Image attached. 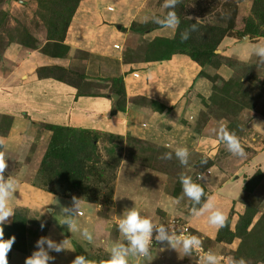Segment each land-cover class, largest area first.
Returning a JSON list of instances; mask_svg holds the SVG:
<instances>
[{
  "label": "rangeland",
  "instance_id": "rangeland-1",
  "mask_svg": "<svg viewBox=\"0 0 264 264\" xmlns=\"http://www.w3.org/2000/svg\"><path fill=\"white\" fill-rule=\"evenodd\" d=\"M80 1L0 0V152L7 163L5 179L15 181L8 201L15 214L3 237H15L6 255L8 264H24L41 238L65 242L60 253L49 252L54 260L48 264H72L79 255L90 264H111V249L128 246L117 225L133 208L151 219L153 229L178 222L201 239L202 248L185 254L179 244L173 248L167 241H155L148 257L129 254L128 264H205L208 252L220 257V264H228L229 258L264 264V57L252 47L264 43L254 29L258 24L264 34V25L253 13L254 0H181L175 8L180 26L175 34L166 30L165 36L154 35L161 27L154 20L163 19L168 10L162 7L164 0H152L143 8L142 19L130 26L134 55L168 59L184 51L198 61L209 88L197 98L200 106L197 115L188 117L190 122L179 116L183 125L155 141L91 131L69 119L53 118L41 105L40 80L62 79L84 91L79 67L74 72L50 67L49 74L43 68L27 70L21 62L40 52L84 58L65 44ZM247 18L253 20V35L239 36L229 29L232 20ZM194 24L197 31L181 40L180 32ZM225 37L236 42L224 48ZM236 43L252 56L239 58L232 49ZM25 70L33 78L21 79V74L27 76ZM221 126L240 140L243 156L229 152L220 141ZM177 147L188 149L187 165L175 157ZM165 152H172V159H162ZM182 175L204 189L200 204L183 195ZM223 192L227 196L214 202L226 217L223 227L210 225L208 212L192 214V208ZM64 218L75 219L93 239L73 232L61 223Z\"/></svg>",
  "mask_w": 264,
  "mask_h": 264
},
{
  "label": "crops",
  "instance_id": "crops-1",
  "mask_svg": "<svg viewBox=\"0 0 264 264\" xmlns=\"http://www.w3.org/2000/svg\"><path fill=\"white\" fill-rule=\"evenodd\" d=\"M150 1L81 0L67 28L65 44L84 58L52 57L40 52L21 61L27 70L43 68L49 74L53 71L50 67L67 72L79 67L83 93L77 85L62 79L40 80V103L50 109L53 118L69 119L91 131L155 141L162 140L166 132L173 133L174 126L183 125L177 120L179 116L190 122L188 117L197 115V98L209 92L198 63L187 55L150 60L134 55L130 49V26L142 19L143 8ZM154 30V35L169 34L162 27ZM235 42L225 37L222 45L230 48ZM237 44L232 48L236 55L249 59L252 55L243 53ZM25 74L21 79L33 78L26 70ZM52 102L57 104L51 107ZM226 196L225 192L212 201L218 203ZM199 227L197 224L196 228L205 231Z\"/></svg>",
  "mask_w": 264,
  "mask_h": 264
},
{
  "label": "clouds",
  "instance_id": "clouds-1",
  "mask_svg": "<svg viewBox=\"0 0 264 264\" xmlns=\"http://www.w3.org/2000/svg\"><path fill=\"white\" fill-rule=\"evenodd\" d=\"M181 0H164L162 7L167 9L166 15L163 19L156 18L155 23L159 24L164 29H171L173 34L180 26V19L175 11L177 5ZM147 23V19L144 21ZM197 31V25H191L188 29L180 32V38L186 41L190 37L191 32ZM257 55L264 57V43H257L252 46ZM219 139L222 143L227 145L228 151L237 156L245 154V148L235 134L230 133L225 126L219 128ZM171 147V145H169ZM175 157L180 164L187 165L189 163L190 153L186 147H177L174 149ZM162 159H172V152H165ZM206 163V161H205ZM7 167L5 154L0 152V264H8L6 255L11 250L15 237L4 239V228L9 224V218L13 217L14 209L9 205V197L15 192V181L13 178L5 179L4 170ZM180 183L183 189V195L193 201L195 204L201 203V198L204 197V189L200 184L195 183L190 176L182 175ZM179 202V199L175 201ZM191 212L195 216H200L204 212H208L207 221L210 225L217 229L225 224L226 217L223 212L216 209L215 204L211 199L203 203L199 209L192 208ZM61 223L66 224L73 232L79 231L81 235L91 241L92 234L87 228L81 229L75 219L64 218ZM43 228V225H41ZM119 231L128 241V246L119 245L111 249L112 258L111 264H128L129 254L134 257H148L150 255V244L152 242V232L154 225L148 217L142 216L140 211L133 208L127 211L122 218L119 219L117 225ZM157 235L155 240L158 242L167 241L173 248L179 244L185 254H190L193 249H201L202 241L196 235H185L177 237L176 235H169L163 226L156 228ZM65 242L60 244L48 238H41L36 242L37 250L34 251L30 257L26 258L24 264H48L54 257L49 255L50 251L60 253L66 247ZM205 264H220L221 258L216 254L208 252L204 256ZM72 264H90V262L83 256H76ZM228 264H246L243 258L235 260L229 258Z\"/></svg>",
  "mask_w": 264,
  "mask_h": 264
},
{
  "label": "trees",
  "instance_id": "trees-1",
  "mask_svg": "<svg viewBox=\"0 0 264 264\" xmlns=\"http://www.w3.org/2000/svg\"><path fill=\"white\" fill-rule=\"evenodd\" d=\"M259 3H261L260 0H254L253 2V13H255L254 15L258 18L259 20V25L263 24L264 25V5L262 6V8H259ZM256 10V11H255ZM262 12L259 13V12ZM251 18V17H250ZM247 18V19H242L241 21L239 19L236 20H232L231 22L234 23V25L230 26L229 29L235 33H237L239 36H245V35H253L252 31L253 30H249L250 26H253V20ZM243 22V23H242ZM244 24V25H243ZM255 30L257 29V35L259 36H264V34L259 33V27L258 24L255 25ZM244 30V32L242 31ZM226 35V34H225ZM183 54L187 55L189 57V54L183 51ZM191 56V55H190ZM192 60L196 61L198 63L197 60H195L194 58L190 57Z\"/></svg>",
  "mask_w": 264,
  "mask_h": 264
},
{
  "label": "built area",
  "instance_id": "built-area-1",
  "mask_svg": "<svg viewBox=\"0 0 264 264\" xmlns=\"http://www.w3.org/2000/svg\"><path fill=\"white\" fill-rule=\"evenodd\" d=\"M179 225L178 222H172L171 224H167L164 228L166 229V231L168 232L169 235H176L178 237L180 236H185V235H191L188 234V232H186V230L183 229V227H181ZM157 235L156 229H153L152 232V242L150 244V246L156 241L155 240V236ZM197 251V249H195Z\"/></svg>",
  "mask_w": 264,
  "mask_h": 264
}]
</instances>
